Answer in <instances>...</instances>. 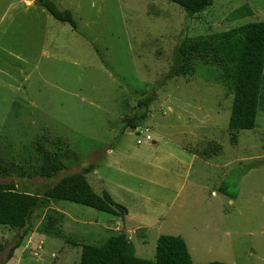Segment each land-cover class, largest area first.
<instances>
[{
	"label": "rangeland",
	"instance_id": "374dc122",
	"mask_svg": "<svg viewBox=\"0 0 264 264\" xmlns=\"http://www.w3.org/2000/svg\"><path fill=\"white\" fill-rule=\"evenodd\" d=\"M52 1L76 30L33 1L0 0V158L14 166L0 183L38 195L87 169L94 192L127 215L50 202L8 261L17 230L0 225V264H79L81 245L121 233L141 259L154 260L158 237L170 235L193 264H264V75L256 126L244 131L228 129L233 92L221 68L192 61L165 80L182 39L216 45L264 22V0H212L192 17L167 0ZM135 93L154 100L124 132ZM40 135L63 149L56 179L18 174L37 168Z\"/></svg>",
	"mask_w": 264,
	"mask_h": 264
},
{
	"label": "trees",
	"instance_id": "16d2710c",
	"mask_svg": "<svg viewBox=\"0 0 264 264\" xmlns=\"http://www.w3.org/2000/svg\"><path fill=\"white\" fill-rule=\"evenodd\" d=\"M167 1L179 6L188 17L195 16L212 5V0ZM35 2L54 20L68 24L76 30V23L70 11L59 9L52 0ZM192 61H201L221 68L224 71V79L231 84L233 96L228 129L253 130L263 86L264 22L247 23L224 32L216 45L182 39L176 46L165 80L190 73ZM135 95L136 112L125 121L124 132L137 128V122L147 117L149 106L154 100V95ZM35 153L37 168H31L32 172L29 173L22 167L18 170L19 176L38 175L46 180L56 179L60 173L67 170L62 147L48 144L43 135H40V140L37 141ZM13 168V165L0 158V177H8ZM87 172V169H83L81 172L67 173L38 195L18 192L12 183H0V225L17 230L14 245L6 261L13 256L14 251L28 235L29 223L34 213L46 209L50 202H69L122 219L127 215V209L114 202L106 191L101 195L94 192L87 182ZM224 189L222 184L220 191L225 192ZM80 247L79 264H193L185 242L170 235L158 237L154 260L138 258L133 244L122 233L109 237L100 246L84 244ZM6 261L3 264H6Z\"/></svg>",
	"mask_w": 264,
	"mask_h": 264
},
{
	"label": "crops",
	"instance_id": "0c3cea01",
	"mask_svg": "<svg viewBox=\"0 0 264 264\" xmlns=\"http://www.w3.org/2000/svg\"><path fill=\"white\" fill-rule=\"evenodd\" d=\"M33 2H35V0H34ZM35 4H36V2H35ZM19 5L23 6V7L26 8V9H29V10L31 9L30 7L27 6V4L23 3L22 1H19ZM36 5H37V4H36ZM7 6L10 7V6H11V3H8ZM29 6H30V5H29ZM37 6H38V5H37ZM40 8H41V7H40ZM24 13H25V15H28L29 12L26 11V12H24ZM39 14H40V15L43 14V8H42V11H40ZM35 16L38 17V14L36 13Z\"/></svg>",
	"mask_w": 264,
	"mask_h": 264
},
{
	"label": "built area",
	"instance_id": "2783aa9c",
	"mask_svg": "<svg viewBox=\"0 0 264 264\" xmlns=\"http://www.w3.org/2000/svg\"><path fill=\"white\" fill-rule=\"evenodd\" d=\"M148 139L150 140V137H149V136H148V137H146V140H148ZM137 143H140V141L138 140V142H137Z\"/></svg>",
	"mask_w": 264,
	"mask_h": 264
},
{
	"label": "water",
	"instance_id": "95a60500",
	"mask_svg": "<svg viewBox=\"0 0 264 264\" xmlns=\"http://www.w3.org/2000/svg\"><path fill=\"white\" fill-rule=\"evenodd\" d=\"M28 1H34V0H28Z\"/></svg>",
	"mask_w": 264,
	"mask_h": 264
}]
</instances>
